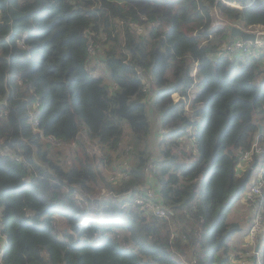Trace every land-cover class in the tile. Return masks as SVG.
I'll return each instance as SVG.
<instances>
[{
	"label": "trees",
	"instance_id": "16d2710c",
	"mask_svg": "<svg viewBox=\"0 0 264 264\" xmlns=\"http://www.w3.org/2000/svg\"><path fill=\"white\" fill-rule=\"evenodd\" d=\"M230 24L264 26V0H0V264H230L264 156V51L215 56ZM149 186L165 216L126 207Z\"/></svg>",
	"mask_w": 264,
	"mask_h": 264
},
{
	"label": "built area",
	"instance_id": "2783aa9c",
	"mask_svg": "<svg viewBox=\"0 0 264 264\" xmlns=\"http://www.w3.org/2000/svg\"><path fill=\"white\" fill-rule=\"evenodd\" d=\"M247 30L256 34V38L253 43L250 41H243L239 37L234 38L232 41L224 42L219 47L215 56H225L230 61H233L236 58L243 59L246 56L258 57V55L262 54L264 51V26H252ZM261 152H263L262 146L257 142V140L254 141L252 146L241 155V163L244 164L242 166L249 164L255 156ZM262 172L252 176V182L241 195L244 202L252 203L255 207L253 208V215L250 219L251 221L246 237L247 240L244 244L245 249L241 252V256L236 260L233 259L230 264H250L252 255L257 253L256 245L259 242L257 239L258 236L264 232V217L261 205L263 201L264 188ZM122 175L123 174L113 175L110 179L116 181V179ZM123 196L127 199L130 197V202L127 204L128 207L138 206L160 216H165L168 211L162 204L160 192L152 186L144 188L143 191L125 192ZM0 244H4L3 241H1V237Z\"/></svg>",
	"mask_w": 264,
	"mask_h": 264
},
{
	"label": "rangeland",
	"instance_id": "374dc122",
	"mask_svg": "<svg viewBox=\"0 0 264 264\" xmlns=\"http://www.w3.org/2000/svg\"><path fill=\"white\" fill-rule=\"evenodd\" d=\"M234 5H236V4H234ZM214 15H216V11H214ZM215 20H216V17H215ZM217 21L218 20H216V22ZM216 22H215V24H216ZM93 63H94V60L91 61V64H93ZM94 74H99V71L95 70ZM173 97H174V100H177V97L175 95H173ZM155 129H157L156 126H151V130H155ZM61 150H63V149H61ZM87 150L89 152H91L92 154L94 153V155H97V156L99 155L98 154L99 153L98 152L99 149L97 148V146H93L91 144H88ZM66 155L65 154H61V156H60L61 160H65L66 159ZM123 155L126 156V152L123 153V154H119V155H114V153H112V157L114 158V162L112 163L113 167H111L107 163H103L101 160L99 162L96 161V165H97L96 168H97L98 171H100L101 176L103 178L110 179V177L113 176V175L123 174V173H120V171H119V168H121V165L125 164V161H124V157L125 156L123 157ZM118 164H119V166H118ZM263 170H264V156H259L258 163L253 169L252 176H255L257 173L262 172ZM251 182H252V179H251ZM87 188L88 189H92L94 196L101 197V196L110 194V192L107 190L106 186L104 185V180H102L101 178H97L93 182H90ZM107 197H109V196H107ZM239 201L241 202V199ZM244 203H246V202H244ZM88 204L90 205V203H88ZM126 207H128V206H126ZM244 213H246L248 215V218L252 214V212L249 209L244 210ZM228 217H229V220H231V221L235 220L236 216H235L234 208H232L231 212H229ZM4 218H5V215L2 213L1 214V223H0V225H3ZM246 224L247 223L241 219V224H239L240 229L237 230L232 235L231 239L228 241L229 245H231L233 242H235V241L239 240L241 237H243L244 233L246 232V228H247ZM4 246H5L4 244L1 245V248H2L1 250L4 249ZM231 248H233V247L231 246ZM258 252H257L258 254H256L255 257H253V260H255V264H261V263L264 264V261L261 260V251H258ZM180 257L182 258V260L184 262H186L184 254L180 253Z\"/></svg>",
	"mask_w": 264,
	"mask_h": 264
},
{
	"label": "crops",
	"instance_id": "0c3cea01",
	"mask_svg": "<svg viewBox=\"0 0 264 264\" xmlns=\"http://www.w3.org/2000/svg\"><path fill=\"white\" fill-rule=\"evenodd\" d=\"M257 26H260V25H257ZM243 167L244 166H242V165L240 166L241 169ZM123 198H125V197H123ZM233 208H234L235 216H236L235 221H238L241 224V219H242L243 221H245L247 223L246 224V227H247L246 232L244 233L243 237H241L239 240H237L231 244V246L233 247V253H235V255L237 256L238 254L240 255V253L244 250L242 248H245L244 244H245V241L247 240L246 237H247V232H248L250 221H251L250 219L252 218V215H253V207H252V205H250V203H244V201L241 198V202L238 201L233 206ZM247 209H249L252 212V214L249 218H248V215L246 213H244V210H247ZM258 243L260 244V241ZM258 243H257V245H258ZM259 248H260V245H259L258 249ZM236 256H233L232 259H234ZM251 258L252 259H251L250 264H252L255 261V260H253V257H251Z\"/></svg>",
	"mask_w": 264,
	"mask_h": 264
},
{
	"label": "water",
	"instance_id": "95a60500",
	"mask_svg": "<svg viewBox=\"0 0 264 264\" xmlns=\"http://www.w3.org/2000/svg\"><path fill=\"white\" fill-rule=\"evenodd\" d=\"M229 41H232L234 38L239 37L240 39H242L243 41H250V42H254L255 38H256V34L252 31H248L245 28H242L238 25L235 24H230L229 26ZM259 132L262 131V125L259 124ZM256 165V162L254 161L252 163V168H254ZM258 247H259V243L258 245H256V251H258Z\"/></svg>",
	"mask_w": 264,
	"mask_h": 264
},
{
	"label": "clouds",
	"instance_id": "9594fccd",
	"mask_svg": "<svg viewBox=\"0 0 264 264\" xmlns=\"http://www.w3.org/2000/svg\"><path fill=\"white\" fill-rule=\"evenodd\" d=\"M5 244V243H4ZM260 245V244H259ZM259 250V249H258ZM256 252H258V251H256Z\"/></svg>",
	"mask_w": 264,
	"mask_h": 264
}]
</instances>
